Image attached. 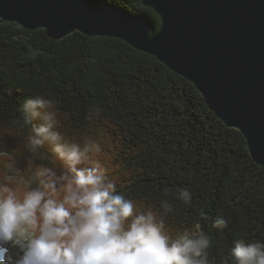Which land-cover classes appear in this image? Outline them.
I'll return each instance as SVG.
<instances>
[{"label": "trees", "instance_id": "obj_1", "mask_svg": "<svg viewBox=\"0 0 264 264\" xmlns=\"http://www.w3.org/2000/svg\"><path fill=\"white\" fill-rule=\"evenodd\" d=\"M104 1L145 14L158 30V15L140 0ZM37 95L54 102L66 138L101 143L118 192L141 209L159 210L166 199L173 235L199 224L212 241V264H223L236 240L264 242V168L195 85L155 57L119 38L76 31L51 39L0 19V182L10 177L14 187L40 166L63 168L49 145L26 147L33 133L21 105ZM177 187L191 191L190 204L173 198ZM217 217L227 229L212 227Z\"/></svg>", "mask_w": 264, "mask_h": 264}, {"label": "clouds", "instance_id": "obj_2", "mask_svg": "<svg viewBox=\"0 0 264 264\" xmlns=\"http://www.w3.org/2000/svg\"><path fill=\"white\" fill-rule=\"evenodd\" d=\"M21 111L32 125L28 150L49 145L63 168L40 166L23 188L10 177L0 182V264H212V241L201 226L173 235L164 220L173 211L166 199L159 210L141 209L118 192L101 143L66 138L51 99L28 97ZM171 195L185 205L192 200L187 187ZM212 227L227 229L228 221L217 217ZM223 264H264V242L234 241Z\"/></svg>", "mask_w": 264, "mask_h": 264}, {"label": "water", "instance_id": "obj_3", "mask_svg": "<svg viewBox=\"0 0 264 264\" xmlns=\"http://www.w3.org/2000/svg\"><path fill=\"white\" fill-rule=\"evenodd\" d=\"M160 19L104 0H0V19L51 39L119 38L191 81L264 168V0H140Z\"/></svg>", "mask_w": 264, "mask_h": 264}]
</instances>
